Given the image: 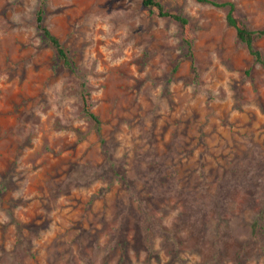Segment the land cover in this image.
Returning a JSON list of instances; mask_svg holds the SVG:
<instances>
[{
	"label": "rangeland",
	"instance_id": "1",
	"mask_svg": "<svg viewBox=\"0 0 264 264\" xmlns=\"http://www.w3.org/2000/svg\"><path fill=\"white\" fill-rule=\"evenodd\" d=\"M141 1L47 0L69 73L37 0H0V264H264V71L222 10L156 0L193 72ZM220 1L264 29V0Z\"/></svg>",
	"mask_w": 264,
	"mask_h": 264
},
{
	"label": "trees",
	"instance_id": "2",
	"mask_svg": "<svg viewBox=\"0 0 264 264\" xmlns=\"http://www.w3.org/2000/svg\"><path fill=\"white\" fill-rule=\"evenodd\" d=\"M47 0H37L38 6L34 13L36 28L45 45L50 49L55 58L61 63L64 71L72 73L73 66L67 57L66 51L62 48L59 40L43 26L44 7ZM203 6H211L224 12V22L226 27L234 32L237 43L245 49L253 62L264 71V56L254 48V43L264 38V29H251L245 20L239 15L234 3L220 0H194ZM141 5L144 8L154 10L159 19L174 23L179 30L180 43L191 62V70L195 72L192 57V44L194 35L192 33L188 19L180 13H170L164 10L161 4L156 0H142ZM81 114L89 120L98 131L99 120L91 111L90 93L85 83L79 84Z\"/></svg>",
	"mask_w": 264,
	"mask_h": 264
}]
</instances>
